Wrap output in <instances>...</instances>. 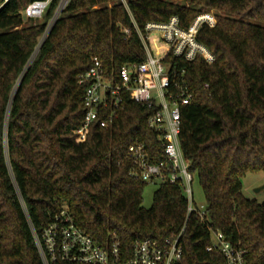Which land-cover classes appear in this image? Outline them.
<instances>
[{
  "label": "trees",
  "instance_id": "16d2710c",
  "mask_svg": "<svg viewBox=\"0 0 264 264\" xmlns=\"http://www.w3.org/2000/svg\"><path fill=\"white\" fill-rule=\"evenodd\" d=\"M34 1L0 0V264H44L34 231L63 209L102 245L115 233L131 251L184 229L182 264H225L206 251L213 231L246 250L248 264H264V202L247 198L242 183L264 172V0H69L51 26L61 0L27 18ZM205 10L217 22L197 38L214 62L165 59L193 93L180 142L203 189L201 220L167 182L143 206L148 183L130 174L128 149L139 142L152 163L165 161L152 109L125 93L111 125L94 122L84 140L76 130L86 114L79 77L95 58L116 83L122 66L146 60V23L177 16L187 29Z\"/></svg>",
  "mask_w": 264,
  "mask_h": 264
},
{
  "label": "built area",
  "instance_id": "2783aa9c",
  "mask_svg": "<svg viewBox=\"0 0 264 264\" xmlns=\"http://www.w3.org/2000/svg\"><path fill=\"white\" fill-rule=\"evenodd\" d=\"M49 2H32L25 9V16L42 18ZM68 2L61 0L56 13L60 14ZM204 23L214 25L213 20L207 21L200 16L187 29L181 26L177 16L165 22L146 23L145 35L141 33V37L147 58L141 64L122 66L116 83L106 76L101 62L95 58L92 67L79 77L80 84H87L83 96L86 114L82 126L76 130L80 139L84 140L94 122L101 121L102 127L111 125L117 118L125 93L134 102L152 109L148 125L159 136L165 161L152 163L144 145L136 142L128 149L132 160L130 174L146 183L179 185L188 201V214L197 213L201 220L205 218L206 207L200 209L194 202L195 175L190 171V162L185 158L180 142L181 108L193 101V93L184 79V70L178 74L172 63L165 59L173 55L191 62L202 57L207 63H213L215 55L197 38ZM152 37L162 46L159 52L153 49ZM183 232L184 229L178 236L164 242L153 239L139 241L130 251L122 247L115 233L111 234L107 245L97 243L75 225L63 209L50 224L43 227L40 234L34 231V239L44 264H182L180 239ZM212 235L216 242L212 241ZM206 251L219 252L225 264H248L246 250L227 241L220 232L211 231Z\"/></svg>",
  "mask_w": 264,
  "mask_h": 264
},
{
  "label": "rangeland",
  "instance_id": "374dc122",
  "mask_svg": "<svg viewBox=\"0 0 264 264\" xmlns=\"http://www.w3.org/2000/svg\"><path fill=\"white\" fill-rule=\"evenodd\" d=\"M200 17L205 18L207 21L213 20L214 25L217 22L215 13L213 10H205L199 15ZM41 19V18H40ZM243 183V194L252 200H257L258 202H264V191L256 193L255 189L264 184V172L258 173H248L242 179ZM159 183H148L144 189L143 195V206L145 208H150L153 201L154 192L159 188ZM193 193H194V202L197 207L200 209L205 208V197L203 189L199 183V180L195 177L193 182ZM212 241L216 242V238L212 235Z\"/></svg>",
  "mask_w": 264,
  "mask_h": 264
},
{
  "label": "crops",
  "instance_id": "0c3cea01",
  "mask_svg": "<svg viewBox=\"0 0 264 264\" xmlns=\"http://www.w3.org/2000/svg\"><path fill=\"white\" fill-rule=\"evenodd\" d=\"M152 42H153V49L157 52H159L162 49V46L156 42V39L152 37Z\"/></svg>",
  "mask_w": 264,
  "mask_h": 264
},
{
  "label": "water",
  "instance_id": "95a60500",
  "mask_svg": "<svg viewBox=\"0 0 264 264\" xmlns=\"http://www.w3.org/2000/svg\"><path fill=\"white\" fill-rule=\"evenodd\" d=\"M59 15V13H56L52 19V21ZM256 193H260V192H263L264 191V184L261 185L260 187L256 188L255 189Z\"/></svg>",
  "mask_w": 264,
  "mask_h": 264
},
{
  "label": "bare ground",
  "instance_id": "6f19581e",
  "mask_svg": "<svg viewBox=\"0 0 264 264\" xmlns=\"http://www.w3.org/2000/svg\"><path fill=\"white\" fill-rule=\"evenodd\" d=\"M158 52V51H157Z\"/></svg>",
  "mask_w": 264,
  "mask_h": 264
}]
</instances>
